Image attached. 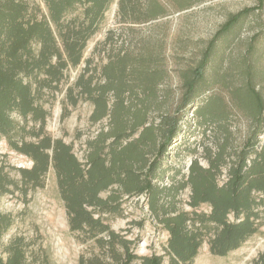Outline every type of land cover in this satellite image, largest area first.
Segmentation results:
<instances>
[{
  "label": "rangeland",
  "instance_id": "obj_1",
  "mask_svg": "<svg viewBox=\"0 0 264 264\" xmlns=\"http://www.w3.org/2000/svg\"><path fill=\"white\" fill-rule=\"evenodd\" d=\"M25 1L49 16L45 0ZM126 1L130 16L124 20L120 0H114L98 27L86 39L78 66H73L59 40L67 68L55 91L42 92L41 104L48 113L43 133L53 141L70 146L72 154L83 168L88 169V144L101 133L111 130V114L93 123L97 110L96 96L82 94L78 83L81 80L92 81V87L105 88L107 82L104 75L108 73L115 77L113 85L128 90L127 95L131 97V108L128 112L123 111L125 116L120 113L119 121L125 127H134L146 119L145 127L140 128L133 139L141 137L145 128L152 132L150 140L144 143L148 160L153 161L161 155L160 146L166 130L163 128L164 121L176 117L181 119L182 131L159 159L162 178L154 181L161 188L171 187L174 182L186 180L195 160L203 168H209L208 151L216 154L219 145L227 143L231 149L239 148L249 136L252 124L232 107L231 93L242 85L248 48L254 41L252 60L262 83L259 88L264 95V8L261 13L256 12L245 20L231 38L216 46L211 66L206 72L209 90L199 98L197 106L220 100L229 109L228 114L222 116L219 114L220 107H213L212 112L216 111L214 118L221 119L224 124L204 125L196 115V107L180 109L184 78L187 72L196 68L208 42L228 18L243 9L257 7L259 0H144L134 7L130 5L132 0ZM156 4L166 9L165 17L146 23L137 21L152 12ZM84 10L79 7L74 14L66 17L65 22L76 21L77 28L86 27L88 23ZM255 37L256 41L253 40ZM56 62L55 59L53 63ZM153 74L160 78L150 81L149 77ZM45 78V75L41 76V79ZM106 98L110 111L114 105V93H108ZM228 116L231 117V124H227L229 128L225 124ZM12 119L16 124L15 131L8 137L0 135V174L6 183L5 194L0 195V212L12 219L11 227L2 239L3 247L21 242L29 264H118L125 255L124 243L129 242V249L137 256L163 255L165 263L168 262L166 249L169 235L151 212L148 196L125 195L120 198L121 206L112 205L108 211L89 207L88 212L93 214L94 219H100L109 229V232L101 233L87 226L81 230L73 229L72 217L53 166L45 177L43 187H26L19 170L31 169L33 162L15 151L11 141L19 144L37 142L36 133L40 124L32 117L24 119L17 114H13ZM225 128L229 129V135H226ZM259 140L260 151L264 147V129ZM226 174L227 169L223 168L218 180L220 186L227 181ZM117 189L111 187L100 197L107 199ZM190 196V189L178 196L180 211H193L188 204ZM256 197L263 196L256 194ZM260 211L261 226L239 248L226 256H216L210 251L211 236L206 237L192 264H262L263 208ZM196 212L209 215L211 207L203 204ZM230 219L235 220L233 216ZM214 230L215 225L212 226ZM0 252L6 259L7 254L3 250Z\"/></svg>",
  "mask_w": 264,
  "mask_h": 264
},
{
  "label": "trees",
  "instance_id": "obj_2",
  "mask_svg": "<svg viewBox=\"0 0 264 264\" xmlns=\"http://www.w3.org/2000/svg\"><path fill=\"white\" fill-rule=\"evenodd\" d=\"M113 1L45 0L49 10V16H45L39 7H30L25 0H0V135L8 137L15 131L13 114L24 119L32 117L40 124V130L36 133L37 142L19 144L11 141L15 151L33 162L31 169L19 172L26 187L39 188L44 186L50 167L55 168L74 230L87 226L101 233L109 232L100 219H94L93 214L88 212L89 207L108 211L112 205L121 206L120 198L125 195L148 196L151 212L169 235L166 249L168 262L165 263L163 255L139 257L129 249L131 243L126 242L125 255L118 264H192L205 238L209 236L211 253L226 256L257 233L261 226L260 209L264 210V147L258 150L259 137L264 129V95L259 88L262 83L252 60L256 45L254 41L248 48L242 85L231 93L232 107L252 124L250 134L239 148L231 149L227 143L220 144L216 154L208 151L210 166L207 169L195 160L185 181L162 188L154 183L162 178L159 159L182 131L181 119L176 117L164 121L163 128L166 130L160 146L161 155L153 161L148 160L144 143L150 140L152 132L145 128L141 137L133 139L137 131L145 127L146 119L134 127H125L119 121L120 113L125 116L123 111L130 110L131 97L127 95L128 90L113 85L115 77L108 73L104 75L107 82L105 88L92 87V81L81 80L78 83L82 94L96 96L97 110L92 118L93 123L111 114V130L101 133L88 144V169L83 168L72 154L70 146L53 141L43 133L48 113L41 104L42 92L55 91L64 79V70L67 68L59 40L65 46L73 66H78L86 39L98 27ZM142 1L132 0L130 5L134 7ZM126 5V0H120L124 20L130 16ZM79 7L85 9L86 27L77 28L76 21L65 22L66 17L74 14ZM263 8L264 0H259L257 7L231 15L208 42L196 68L187 72L180 109L196 107V115L202 124L222 123L221 119L214 118L216 111L212 112L213 107H220L219 114L222 116L228 114L229 109L220 100L197 106L199 98L209 90L206 72L211 66L216 46L231 38L236 30L241 29L245 20L256 12L261 13ZM166 15V9L156 4L152 12L137 21L151 22ZM55 59L57 62L54 64ZM42 75L46 78L41 79ZM159 78L153 74L149 80L156 81ZM110 92L114 93V105L109 111L106 96ZM230 118H226V125L231 124ZM228 131L225 130L226 135H229ZM223 168L227 169V181L220 186L218 180ZM4 180L0 174V195L5 194ZM111 187L118 189L109 198L102 199L100 194ZM186 189L191 191L188 203L193 210L191 213L180 211L177 207V198ZM256 194L263 197L258 198ZM203 204L211 207L209 215L196 212ZM231 216L234 221H231ZM11 224V217L0 212V251L7 254L5 259L0 252V264H29L21 242L3 247V236ZM213 225L216 227L214 231ZM261 262L264 264V256Z\"/></svg>",
  "mask_w": 264,
  "mask_h": 264
},
{
  "label": "bare ground",
  "instance_id": "obj_3",
  "mask_svg": "<svg viewBox=\"0 0 264 264\" xmlns=\"http://www.w3.org/2000/svg\"><path fill=\"white\" fill-rule=\"evenodd\" d=\"M225 262H226V261H225ZM208 264H213V263H209V262H208Z\"/></svg>",
  "mask_w": 264,
  "mask_h": 264
}]
</instances>
